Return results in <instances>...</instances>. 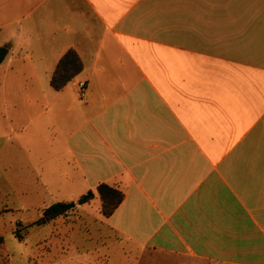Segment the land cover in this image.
<instances>
[{
	"label": "crops",
	"instance_id": "1",
	"mask_svg": "<svg viewBox=\"0 0 264 264\" xmlns=\"http://www.w3.org/2000/svg\"><path fill=\"white\" fill-rule=\"evenodd\" d=\"M0 47L7 127L65 199L123 192L133 264H264V0H0Z\"/></svg>",
	"mask_w": 264,
	"mask_h": 264
},
{
	"label": "rangeland",
	"instance_id": "2",
	"mask_svg": "<svg viewBox=\"0 0 264 264\" xmlns=\"http://www.w3.org/2000/svg\"><path fill=\"white\" fill-rule=\"evenodd\" d=\"M6 121V115H0V264H133V255L139 258L141 251L104 226L98 198L36 224L41 203L76 201L80 195L65 199L73 193L62 188L55 175L44 173L53 162L38 159L37 144L23 149L18 130L11 131ZM44 177L49 188L45 193Z\"/></svg>",
	"mask_w": 264,
	"mask_h": 264
},
{
	"label": "trees",
	"instance_id": "3",
	"mask_svg": "<svg viewBox=\"0 0 264 264\" xmlns=\"http://www.w3.org/2000/svg\"><path fill=\"white\" fill-rule=\"evenodd\" d=\"M7 52L6 47H0V63L4 60ZM82 70V63L77 53L73 49L67 50L58 61L49 80L51 88L55 91L63 89L66 84L77 76ZM97 195L100 200V214L108 217L122 201L124 194L122 191L109 186L99 184L95 190H89L81 195L76 201L64 203H54L43 210L41 217L36 222L38 225L45 224L51 219L65 215L74 210L77 206L90 202ZM3 244V237L0 236V246Z\"/></svg>",
	"mask_w": 264,
	"mask_h": 264
},
{
	"label": "built area",
	"instance_id": "4",
	"mask_svg": "<svg viewBox=\"0 0 264 264\" xmlns=\"http://www.w3.org/2000/svg\"><path fill=\"white\" fill-rule=\"evenodd\" d=\"M83 86H84V83H82V82H79V83H78V87H79V89L82 90Z\"/></svg>",
	"mask_w": 264,
	"mask_h": 264
}]
</instances>
